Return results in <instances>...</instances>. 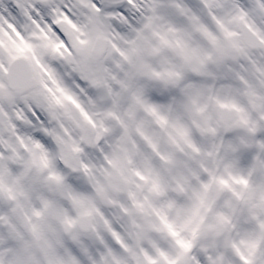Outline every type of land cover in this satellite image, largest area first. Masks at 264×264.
<instances>
[{
	"label": "snow or ice",
	"instance_id": "snow-or-ice-1",
	"mask_svg": "<svg viewBox=\"0 0 264 264\" xmlns=\"http://www.w3.org/2000/svg\"><path fill=\"white\" fill-rule=\"evenodd\" d=\"M0 264H264V0H0Z\"/></svg>",
	"mask_w": 264,
	"mask_h": 264
}]
</instances>
